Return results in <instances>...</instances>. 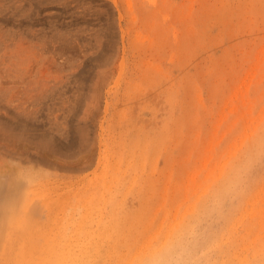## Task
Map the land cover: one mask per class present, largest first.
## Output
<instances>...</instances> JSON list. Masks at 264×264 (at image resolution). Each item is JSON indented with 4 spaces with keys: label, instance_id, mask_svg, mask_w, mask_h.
<instances>
[{
    "label": "rangeland",
    "instance_id": "obj_1",
    "mask_svg": "<svg viewBox=\"0 0 264 264\" xmlns=\"http://www.w3.org/2000/svg\"><path fill=\"white\" fill-rule=\"evenodd\" d=\"M193 217L264 264V0H0V264H152Z\"/></svg>",
    "mask_w": 264,
    "mask_h": 264
},
{
    "label": "clouds",
    "instance_id": "obj_2",
    "mask_svg": "<svg viewBox=\"0 0 264 264\" xmlns=\"http://www.w3.org/2000/svg\"><path fill=\"white\" fill-rule=\"evenodd\" d=\"M212 223L193 217L179 225L155 251L152 264H224L217 255L224 238L211 233Z\"/></svg>",
    "mask_w": 264,
    "mask_h": 264
},
{
    "label": "bare ground",
    "instance_id": "obj_3",
    "mask_svg": "<svg viewBox=\"0 0 264 264\" xmlns=\"http://www.w3.org/2000/svg\"><path fill=\"white\" fill-rule=\"evenodd\" d=\"M226 181H228V180H226ZM227 183H229V182H227ZM230 183H232L231 180H230ZM232 184H233V183H232ZM232 184H231V185H232ZM227 185H228V184H227ZM227 185H226V186H227ZM220 186H221V185H220ZM222 186H223V184H222ZM226 186H224V187H226ZM230 187H231V186H230ZM230 187H228V189H229ZM220 188L222 189V187H220ZM224 189H225V188H224ZM228 189H226V190H228ZM226 190H225V191H226ZM231 190H232V189H231ZM223 191H224V190H223ZM220 192H221V191H220ZM227 192L230 193V191H227ZM223 193H224V192H223ZM229 193H228V194H229ZM218 195H219V194H218ZM220 195H221V193H220ZM224 195H225V194H224ZM224 195H223V196H224ZM226 195H227V194H226ZM94 253H95V252H94ZM151 262H152V260H151ZM147 263L149 264V262H147ZM147 263H146V264H147Z\"/></svg>",
    "mask_w": 264,
    "mask_h": 264
}]
</instances>
